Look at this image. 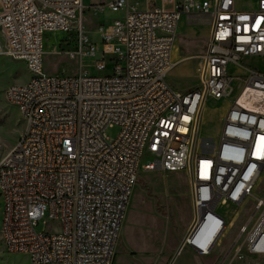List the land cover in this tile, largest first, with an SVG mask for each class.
I'll return each instance as SVG.
<instances>
[{"label": "built area", "instance_id": "built-area-1", "mask_svg": "<svg viewBox=\"0 0 264 264\" xmlns=\"http://www.w3.org/2000/svg\"><path fill=\"white\" fill-rule=\"evenodd\" d=\"M167 1L172 8L155 0H107L102 7L122 16L98 25L97 58L98 45L81 18L92 4L0 0V55L22 60L29 72L3 90L24 122L7 151L0 143V237L7 251L34 264H111L145 151L153 159L143 170L185 171L189 177L193 221L180 248L210 254L228 224L218 203L253 197L252 213L219 264L232 249L227 264L242 252L264 255V199L252 194L264 170V69L242 61L264 60V0L249 7L237 0ZM190 14L208 16L210 31L200 84L183 91L167 74L178 21ZM47 32L67 34L60 41L70 47L54 52L75 60L74 74L42 72ZM89 57L94 59L86 65ZM88 66L95 73L89 75ZM236 79L240 88L215 141L196 148L202 103L227 95ZM114 125L119 132L108 137L105 129ZM39 219L52 222L50 229L38 231Z\"/></svg>", "mask_w": 264, "mask_h": 264}, {"label": "rangeland", "instance_id": "rangeland-1", "mask_svg": "<svg viewBox=\"0 0 264 264\" xmlns=\"http://www.w3.org/2000/svg\"><path fill=\"white\" fill-rule=\"evenodd\" d=\"M106 1L82 0L85 6L92 4L84 10L81 18L85 31L98 45L97 58L101 56L100 49L102 48L99 34L96 33L98 25L107 26L113 19L122 16L120 11L111 12L104 9L102 6ZM237 2L241 7H245L251 5L253 0H238ZM155 4L161 8L168 5L161 0H155ZM208 27L209 24L206 18L189 19L188 16L183 15L176 29L175 42L180 56L182 57L183 54L189 56L178 61L167 74V81L173 87L186 91L199 86L198 66L200 58L196 54L201 52L199 44L205 42ZM66 35V33L61 32H47L44 35L41 67L44 74L63 73L71 75L77 71L78 66L75 60L64 53L54 52H59L61 49L63 51L70 47L65 45V41H60ZM186 39H194L196 41L195 45L193 43L187 45L185 43ZM0 42L2 43L1 36ZM60 43L61 45H59ZM107 57L108 55H105V59ZM93 59V57H89L83 60L86 65H90ZM242 61L245 65L264 69V60L257 57H244ZM86 69L89 75L95 73L93 67L88 66ZM242 72L240 71V73ZM28 77L29 72L22 60L0 55V143L6 151L14 144L19 133L23 132L24 122L17 108L7 102L3 90L11 82H23ZM238 80L236 79L233 82L232 90L224 97L218 100L207 98L203 102L196 130V148L206 149L203 147L204 141L209 143L215 141L231 97L240 88ZM118 132V125L109 126L105 129L106 135L111 138H114ZM197 141H199V144H197ZM152 159L148 153L143 152L133 187L135 196L129 204L125 236L123 237L121 231L123 216L111 264H116L117 260H119V264H168L176 250V234L185 229L189 222L191 224L193 221V206L187 173L185 171H163L160 169L143 170L142 165L152 161ZM252 194L264 199V170L260 172ZM255 202L256 200L253 197H249L243 203L237 205L218 204L217 208L225 214L228 224L215 249L208 255H199L191 252L188 247H181L171 264H219L230 241L237 234L239 226L252 213ZM1 212L2 198L0 195V220ZM257 212L253 218L257 216ZM51 224L52 222L48 220L39 219L35 228L42 231L50 229ZM232 254L233 249L227 255L223 264L228 263ZM0 264L34 263L25 254L7 251L0 237ZM231 264H264V255L249 256L242 252L241 259L233 257Z\"/></svg>", "mask_w": 264, "mask_h": 264}, {"label": "crops", "instance_id": "crops-1", "mask_svg": "<svg viewBox=\"0 0 264 264\" xmlns=\"http://www.w3.org/2000/svg\"><path fill=\"white\" fill-rule=\"evenodd\" d=\"M161 1H162V2H165V3L168 4L167 6L162 7V8L170 9V8L173 7V3H172L171 1H167V0H161ZM237 1H238V0H237ZM255 1H256V0H253L252 4L249 5V6H252V5L255 3ZM237 5L240 6V5L238 4V2H237ZM140 6H143V3H142ZM249 6H245V7H249ZM187 16H188L189 19H190V18H192V19H196L197 17H199V18H206V19H207V22H208V24H209L208 16H205V15H199V14H190V15H186V17H187ZM182 17H183V15H181V17H180V19H179V21H178L177 28H178V26H179V23H180ZM177 28H176V29H177ZM209 31H210V24H209V27H208V30H207V34H206V37H205V42H203L202 44H199V47H200V49H201V52L198 53V54H196L199 58H200V56L203 54V52H204V50H205V47H206V44H207V40H208V37H209ZM175 40H176V36H175ZM175 40H174V44H173V48H172V53H171V55H172V62H173L172 67H173L178 61H180L181 59H184V58H186L187 56H189V55H186V54H183L182 57L180 56V53H178V48H177V45H176ZM185 43H186L187 45H189L190 43H193V44L195 45L196 41H195L194 39H186V40H185ZM177 54H178V56H177ZM175 56H176V58H175ZM198 67H199V66H198ZM19 115H20V114H19ZM20 134H21V132L19 133V135H20ZM18 137H19V136H18ZM18 137H17V138H18ZM218 210H219V209H218ZM125 211H126V209H125ZM219 211H220V210H219ZM124 215H125V214H124ZM126 223H127V220H125V218H124V220H123V224H122V226H121V231H122L123 237L125 236V232H124V231H125V225H126ZM189 224H190V222H189ZM189 224L187 225V227H186L185 229L180 230V231L176 234V236H175L176 250H175V252L173 253V255H172V257H171L169 263H172V261L176 258V255L179 253V251H180V249H181V248H180L181 241H182V239H183V237H184V235H185L186 229H188ZM191 252H192V251H191ZM173 257H174V258H173ZM118 259H119V258H118ZM171 260H172V261H171ZM169 263H168V264H169ZM116 264H119V260L116 261Z\"/></svg>", "mask_w": 264, "mask_h": 264}, {"label": "bare ground", "instance_id": "bare-ground-1", "mask_svg": "<svg viewBox=\"0 0 264 264\" xmlns=\"http://www.w3.org/2000/svg\"><path fill=\"white\" fill-rule=\"evenodd\" d=\"M95 12V11H94ZM203 104V103H202ZM201 110V109H200ZM198 127V126H197ZM132 193L130 194V197H129V202L126 206V211H125V215H124V218L125 220L128 219V214H129V204L132 202V200L134 199V196H135V191L133 189V191H131ZM135 201V200H134ZM137 201V200H136ZM218 204H222V205H228L229 203H227V201L225 200H221ZM133 205V204H132ZM131 206V205H130ZM132 211V210H131ZM131 213V212H130ZM125 232V231H124ZM115 252V251H114Z\"/></svg>", "mask_w": 264, "mask_h": 264}, {"label": "water", "instance_id": "water-1", "mask_svg": "<svg viewBox=\"0 0 264 264\" xmlns=\"http://www.w3.org/2000/svg\"><path fill=\"white\" fill-rule=\"evenodd\" d=\"M174 258V257H173ZM172 261V260H171ZM169 264H171V263H169Z\"/></svg>", "mask_w": 264, "mask_h": 264}]
</instances>
